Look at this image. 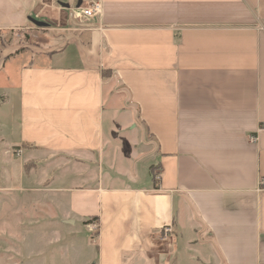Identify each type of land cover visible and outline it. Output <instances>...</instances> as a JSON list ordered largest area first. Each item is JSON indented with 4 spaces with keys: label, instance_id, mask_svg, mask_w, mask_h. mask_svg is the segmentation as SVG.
I'll return each instance as SVG.
<instances>
[{
    "label": "crops",
    "instance_id": "0c3cea01",
    "mask_svg": "<svg viewBox=\"0 0 264 264\" xmlns=\"http://www.w3.org/2000/svg\"><path fill=\"white\" fill-rule=\"evenodd\" d=\"M95 2L69 28L60 11ZM22 33L0 132L103 167L66 189L74 221L100 224L99 264H160L176 214L216 264H264V0H0V34Z\"/></svg>",
    "mask_w": 264,
    "mask_h": 264
},
{
    "label": "rangeland",
    "instance_id": "374dc122",
    "mask_svg": "<svg viewBox=\"0 0 264 264\" xmlns=\"http://www.w3.org/2000/svg\"><path fill=\"white\" fill-rule=\"evenodd\" d=\"M76 7L60 12L73 22L69 28L78 30L77 25L89 19H78L73 10ZM59 29L55 34L62 36ZM23 34H0V57L9 45L19 41L26 44L29 36ZM0 77V81L5 80L6 74L1 72ZM10 112L11 106L0 105V121H8ZM22 150L9 145L0 132V264H99L95 240L99 231L89 228L90 223L99 222L92 219L76 223L70 215L66 189L94 184L99 175L103 176V167L82 168L75 157L57 154L28 158ZM146 159L142 162L147 161L149 174L154 161ZM175 218V230H164L163 237L173 240L163 243L160 264H216L214 249L207 245L206 237L181 225L182 214ZM136 263L145 264L143 258Z\"/></svg>",
    "mask_w": 264,
    "mask_h": 264
},
{
    "label": "built area",
    "instance_id": "2783aa9c",
    "mask_svg": "<svg viewBox=\"0 0 264 264\" xmlns=\"http://www.w3.org/2000/svg\"><path fill=\"white\" fill-rule=\"evenodd\" d=\"M73 10L76 12V17L78 19H93L98 17L102 13V4L100 2L81 4L77 5V7ZM251 140L256 141L257 138L253 137L251 138ZM89 228L94 231H99L100 224L97 222H92L90 223Z\"/></svg>",
    "mask_w": 264,
    "mask_h": 264
},
{
    "label": "trees",
    "instance_id": "16d2710c",
    "mask_svg": "<svg viewBox=\"0 0 264 264\" xmlns=\"http://www.w3.org/2000/svg\"><path fill=\"white\" fill-rule=\"evenodd\" d=\"M110 75V72L108 74H105V77L107 78ZM154 174V173H153ZM154 176V175H153ZM155 179V178H154ZM97 235V234H96Z\"/></svg>",
    "mask_w": 264,
    "mask_h": 264
}]
</instances>
